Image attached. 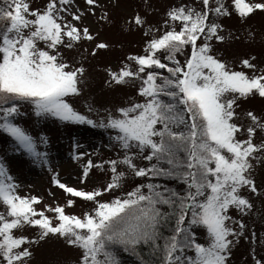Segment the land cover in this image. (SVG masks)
Returning a JSON list of instances; mask_svg holds the SVG:
<instances>
[{
    "label": "snow or ice",
    "instance_id": "obj_1",
    "mask_svg": "<svg viewBox=\"0 0 264 264\" xmlns=\"http://www.w3.org/2000/svg\"><path fill=\"white\" fill-rule=\"evenodd\" d=\"M86 3L98 6L97 0ZM72 4L73 0H49L40 11L32 10L28 0H0V132L38 159L46 154L38 151L37 140L13 122L20 115V102L33 105L37 116L95 126L66 100L80 94L84 68H72L58 48L71 49L82 40L94 39L87 27L81 29L73 23L80 21L81 15L70 11ZM203 5V11L174 8L168 17L182 25L180 30L173 27L151 40L146 55L129 57L138 65L136 71L125 66L111 73L116 84L128 79L142 82L139 95L144 102L120 109L119 116L109 115L102 125L117 132L115 139L126 153L136 152L108 162L113 175L103 190H78L55 180L67 195L95 202L93 212L80 218L66 214L62 206L46 208L54 213L52 217L37 211L34 206L41 200L19 196L18 185L0 160V203L6 208L0 212V264H29L32 252L25 246L38 241L15 235L26 226L39 228L40 240L56 235L79 248L80 264H121L115 247L128 251L141 244L159 252V264H227L234 242L230 237L240 235L229 226L230 209L244 212L252 208L241 190L257 193L253 161L264 162V142H254L257 130L264 131V122L248 112L252 125L244 129L237 124V100L254 94L264 98V72L257 74L256 65L249 60H244L243 66L253 70L252 75L232 70L212 54L211 41L224 38L218 34L222 26L210 22L209 16L231 13L222 0L214 8L209 6L210 0H203ZM233 5L241 18L264 11V3L233 0ZM143 23L139 16L135 18L136 25ZM198 41L202 43L198 45ZM188 46L191 56L181 65L177 55ZM96 47L105 49L107 45ZM160 52L165 53L163 60L168 63L163 62ZM242 132L246 139L238 138ZM145 151L144 159L155 163L138 167L135 155ZM118 164L126 165L137 177L175 178L186 191L148 183L124 199L100 202L98 197L120 187L125 174L118 171ZM95 166L89 161L84 177ZM67 203L72 207L75 201ZM162 206L171 212L162 211ZM170 217H174V228L165 236L163 228ZM53 220L58 223L54 225ZM196 227L205 229L207 245L198 242L193 231ZM239 227L243 229V223ZM186 250L194 255H185ZM256 264H264V259H257Z\"/></svg>",
    "mask_w": 264,
    "mask_h": 264
},
{
    "label": "rangeland",
    "instance_id": "obj_2",
    "mask_svg": "<svg viewBox=\"0 0 264 264\" xmlns=\"http://www.w3.org/2000/svg\"><path fill=\"white\" fill-rule=\"evenodd\" d=\"M32 10L43 11L49 0H28ZM220 0H210V7L217 6ZM231 15L217 17L210 14L209 21L222 27L218 34L223 41L213 39L212 54L225 62L232 70L244 71L252 75L253 70L243 66L244 60L256 65V72H264V11L257 10L248 17L241 18L234 9L233 0H222ZM249 3H264V0H247ZM98 6L88 5L86 0H73L70 11L80 14V21H73L81 29L87 27L93 40H82L74 48L60 46L58 51L65 62L72 68H84L80 78V94L69 96L66 100L71 106L91 119L95 126L74 124L61 121L50 116H37L33 105L19 103L20 115L13 122L26 129L38 144V151L43 155L35 158L20 149L7 133L0 132V160H2L18 185L21 197H38L41 203L35 205L37 211H44L49 217L54 213L46 208L62 206L66 214L83 218L97 207L95 202L84 201L67 195L56 186L55 180L69 187L85 191L103 190L111 182V160H123L126 153L115 139L117 132L103 127L109 115L119 116V110L135 103H143L144 97L139 95L140 79H128L124 84H116L111 73L119 72L125 66L136 71L138 65L129 57L146 55V47L153 39H158L173 27L179 31L178 23L169 20L168 13L174 8L186 7L203 11V0H97ZM68 20L71 16L64 13ZM139 16L142 26L135 24ZM32 18V17H30ZM181 24L179 23V26ZM104 43L105 49L97 44ZM198 45L202 41L197 42ZM41 48L45 45L40 43ZM191 47L177 55L181 65L191 56ZM93 52L95 54L93 55ZM230 98V94L228 97ZM236 108L235 122L244 129L252 125L248 112L254 113L264 122V98L258 94L248 98H239ZM238 138L246 139V133L238 134ZM254 142H264V131L257 130ZM148 153L136 154L134 163L138 167H148L144 159ZM91 161L95 167L88 170L84 177L86 165ZM252 177L257 186V193L250 189L241 190L252 204V208L244 212L230 209L232 220L229 226L240 235L233 239L227 264H256L257 259H264V162L253 161ZM118 171L125 174L120 187L98 197L100 202L111 203L116 199H124L128 192L134 191L146 177H137L124 164H118ZM82 180L84 181L82 183ZM74 200L72 207L68 201ZM0 203V212H5ZM39 218V217H37ZM53 220V224H57ZM243 223L244 228L239 227ZM196 237L199 243L207 245L208 238L203 227H197ZM15 235L26 236L37 243L26 245L32 252L29 264H80L81 250L70 246L60 236L50 235L40 240V229L26 226L16 230Z\"/></svg>",
    "mask_w": 264,
    "mask_h": 264
},
{
    "label": "trees",
    "instance_id": "obj_3",
    "mask_svg": "<svg viewBox=\"0 0 264 264\" xmlns=\"http://www.w3.org/2000/svg\"><path fill=\"white\" fill-rule=\"evenodd\" d=\"M4 23H7V21H5ZM181 27L182 25L179 26L178 23L179 30ZM158 55L163 60L165 53L160 52L158 53ZM163 62L168 63L166 60H163ZM157 71H163V70H157ZM165 75H167V73H165ZM147 154L148 153H146V155ZM152 163H155V161L149 162L148 167H150ZM148 183L162 184L167 186L170 190L177 191L180 193L186 191L185 185L175 178L153 179L146 176L143 182H141V185H147ZM144 191L146 192L147 188H145ZM162 211L168 213L171 212V210L168 209L166 206H162ZM185 223L187 224V220L185 221ZM173 228H174V217H170L169 222L163 228L164 235L165 236L171 235ZM196 228L193 229L195 234L197 233ZM161 243H163V241H161ZM115 251L117 256L119 257L121 264H159V260H160L159 252L154 251L149 245L141 244L137 246L135 250H128V251H125L121 246H116ZM185 255L193 256L194 252L190 250H186Z\"/></svg>",
    "mask_w": 264,
    "mask_h": 264
}]
</instances>
